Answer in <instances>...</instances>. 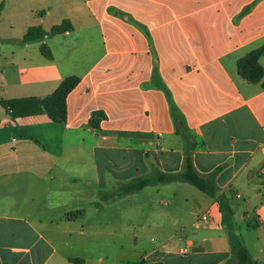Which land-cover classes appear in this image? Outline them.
<instances>
[{
	"label": "crops",
	"instance_id": "obj_1",
	"mask_svg": "<svg viewBox=\"0 0 264 264\" xmlns=\"http://www.w3.org/2000/svg\"><path fill=\"white\" fill-rule=\"evenodd\" d=\"M63 20L72 31L21 42ZM261 49L264 0H0V264H230L226 218L264 264V53L260 82L238 66ZM191 144L213 197L127 192L182 172ZM125 234L138 258L111 262ZM88 237L95 258L58 256Z\"/></svg>",
	"mask_w": 264,
	"mask_h": 264
},
{
	"label": "trees",
	"instance_id": "obj_2",
	"mask_svg": "<svg viewBox=\"0 0 264 264\" xmlns=\"http://www.w3.org/2000/svg\"><path fill=\"white\" fill-rule=\"evenodd\" d=\"M73 27L70 21L63 20L60 24L55 25L50 28L49 31L43 30L41 27H30L27 29L26 33L21 39L22 43H28L32 41L41 40L48 35L62 34L72 31ZM42 51L45 52L47 48L45 46L41 47ZM264 53V49L253 52L249 57L239 61V72L246 80L249 82L258 83L262 80L263 74L262 70L257 63L258 57ZM74 80H66L61 88L56 92L54 96L57 100L62 98L66 93H68L74 86ZM262 87H264V80L262 81ZM4 105L3 102H0ZM58 104V103H57ZM178 118H176V123L179 124ZM181 123V122H180ZM183 125V123H181ZM194 145L191 144L190 147L185 150V159L182 172L178 174H161L156 173L148 178H141L132 181L127 186V192L137 191L142 189L144 186L157 183H168V182H184L189 183L196 187L198 190L206 193L207 195L213 197L215 195V186L212 181L206 176L200 175L194 168L191 160V151ZM229 217V214H228ZM226 225L228 229V239L230 243L232 259L228 262L236 264H254L252 263L248 252L244 246L238 240L236 234L234 233L231 225L229 224V218H226ZM75 264H79L76 260H71Z\"/></svg>",
	"mask_w": 264,
	"mask_h": 264
},
{
	"label": "rangeland",
	"instance_id": "obj_3",
	"mask_svg": "<svg viewBox=\"0 0 264 264\" xmlns=\"http://www.w3.org/2000/svg\"><path fill=\"white\" fill-rule=\"evenodd\" d=\"M85 205V204H84ZM113 214L111 218V222H114ZM144 238L142 239V243L144 245L150 244V238H155L156 236L154 234H146L143 235ZM111 247L110 249H106L104 251L105 255H109V259L111 262H121L122 260H128L129 262H134L138 257V252L132 247V239L128 234L125 235H113L111 236ZM84 240L81 238V240L76 241L75 246L71 247H63L58 251V256L65 257L66 255H69L71 253L73 254H85L90 255V258H95L99 254H101V249L97 248V244L99 242V239H92L89 238L85 240V242L82 244ZM92 242H94L96 245V248L92 247ZM81 243V244H79ZM118 245H122L124 248L118 247ZM38 260H36L37 262Z\"/></svg>",
	"mask_w": 264,
	"mask_h": 264
},
{
	"label": "built area",
	"instance_id": "obj_4",
	"mask_svg": "<svg viewBox=\"0 0 264 264\" xmlns=\"http://www.w3.org/2000/svg\"><path fill=\"white\" fill-rule=\"evenodd\" d=\"M6 110H7L8 113L11 112V110L8 107L6 108ZM199 221L202 222L203 224H208L209 223L208 215H202L200 217ZM262 258L264 259V252L262 253Z\"/></svg>",
	"mask_w": 264,
	"mask_h": 264
}]
</instances>
